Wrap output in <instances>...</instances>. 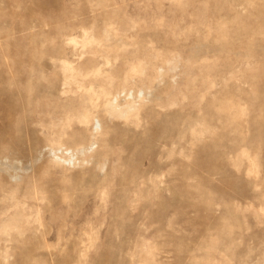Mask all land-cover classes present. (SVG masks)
<instances>
[{"label": "rangeland", "instance_id": "1", "mask_svg": "<svg viewBox=\"0 0 264 264\" xmlns=\"http://www.w3.org/2000/svg\"><path fill=\"white\" fill-rule=\"evenodd\" d=\"M0 264H264V0H0Z\"/></svg>", "mask_w": 264, "mask_h": 264}, {"label": "bare ground", "instance_id": "2", "mask_svg": "<svg viewBox=\"0 0 264 264\" xmlns=\"http://www.w3.org/2000/svg\"><path fill=\"white\" fill-rule=\"evenodd\" d=\"M46 73V72H45ZM83 88H86L85 90H84V93H81L80 92V95H88V94H91V88H89L88 89V87H83ZM30 89V88H29ZM35 89V88H34ZM24 90H27V89H24ZM35 90H38V92H42L41 90L42 89H35ZM45 90L48 92V96H49V99H51V100H55V101H57V102H61L63 99H66L68 96H69V94H71V95H76V94H74V92H75V90H73V91H71L70 90V88H68V89H64V88H61V87H59L57 90L55 89V88H53V87H48V88H45ZM26 92V91H25ZM82 95V96H83ZM111 93L109 92H106L105 94H104V97H105V99H106V103L105 104H107V105H109V104H112V105H114L113 104V102L114 101H116L115 99H117V96L115 97V99L112 101V98H111ZM100 99L98 98V97H90V99H89V102H90V104L93 106L97 101H99ZM116 108V107H115ZM120 111V110H119ZM37 116V115H36ZM85 116H87V113L84 115V117ZM59 141V140H58ZM208 151V150H207Z\"/></svg>", "mask_w": 264, "mask_h": 264}]
</instances>
